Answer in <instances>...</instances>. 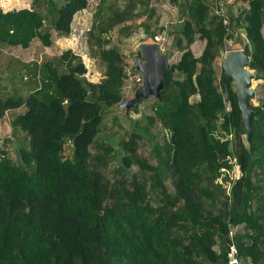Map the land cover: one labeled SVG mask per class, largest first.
<instances>
[{
	"label": "trees",
	"instance_id": "16d2710c",
	"mask_svg": "<svg viewBox=\"0 0 264 264\" xmlns=\"http://www.w3.org/2000/svg\"><path fill=\"white\" fill-rule=\"evenodd\" d=\"M210 1L171 0L181 20L168 33L182 55L164 69L160 98L135 104L136 111L146 101L151 112L133 120L131 132L115 112L105 124L138 71L110 34L131 35L132 18L155 13L152 0H100L89 30L104 66L98 82L72 49L46 62L2 52L0 117L13 115L0 145V264H231L233 250L234 264H264V99L250 98L259 117L249 139L236 90L230 85V103L217 65L239 29L249 69L264 81V0H236L247 4L229 11V25ZM88 4L0 6V50L37 39L50 46L51 28L70 35ZM144 28L154 35L150 22ZM197 36L205 41L198 55ZM115 126L123 130L119 151L104 133ZM139 138L153 162L138 152ZM14 144L15 156L7 150ZM117 157L110 180L99 169ZM133 165L142 180L128 176ZM236 165L241 174L233 177Z\"/></svg>",
	"mask_w": 264,
	"mask_h": 264
},
{
	"label": "rangeland",
	"instance_id": "374dc122",
	"mask_svg": "<svg viewBox=\"0 0 264 264\" xmlns=\"http://www.w3.org/2000/svg\"><path fill=\"white\" fill-rule=\"evenodd\" d=\"M31 1L32 0H0V6H2L4 9L30 7ZM120 1L121 3H124L123 0ZM225 1L228 4L229 11L231 13H234L238 7H245L247 4L242 1L237 2L236 0ZM100 5V0H89L88 7L75 14L72 22V32L68 36H59L58 32L51 28L52 44L50 46L43 45L41 41L37 39L28 48L5 47L4 49L0 50V66H2L5 61V57L2 55V52L16 55L26 61L38 59L40 62H46L51 60L53 56L61 54L64 50L72 49L76 54L82 57L83 62L85 63L87 67V79L93 82L100 81L103 77L104 66L99 63V61H97V45L89 37V30L93 28L95 22L98 20ZM210 5L214 12V0L210 1ZM152 6L155 8V13L151 17H147L148 14L146 13L142 14V16L134 17L131 19L130 23L134 27V32L131 35L127 37L119 36L117 29L110 34L111 45L116 44L120 46L121 51L127 56L129 62L133 66L136 65L135 55L140 49V46L145 43H152L155 40L154 37L156 35H159L161 37L158 45L159 51L162 53L168 51V62L170 64L178 62L182 55V51L174 44V41L170 38V35L162 31L164 25L167 26L168 31H175V29L177 28L176 25H179L178 23L180 22L181 18H179L180 14L177 7L171 2V0H152ZM104 11L105 9H103V12ZM146 21L150 22L151 24V29L154 33L153 36L151 34H148V32L144 28V24L146 23ZM48 25L49 23L47 21L45 23V26L48 27ZM159 27H162V29L160 30ZM238 31L239 29H237V31L235 30L233 36L226 40V52H224L223 57H221L217 61V65H222L223 59L228 51L243 49V39L245 37L242 36V41L237 42L236 37L238 36ZM204 43L205 41L197 36L196 42L191 46L193 52L196 55L200 54ZM140 77H142L141 71H137L136 74L129 73V78L125 85V95L123 99H132L135 96L134 85L138 84L139 86L142 83V80L141 82L138 81V78ZM230 85L233 86L234 90L237 89L234 81H232ZM252 88L255 91V96L251 99L252 103L253 105H258L264 99V81L261 79H253ZM122 101L119 103L120 106L118 108V111H111V113L106 117L108 120L105 124L108 126L112 125L111 115H113L115 112L118 115L121 123L124 125L125 129L131 132L132 129L130 126L132 124V121L151 112L150 107L148 106L149 103H147L146 101H142L137 107L138 110L135 111L134 106H130L129 108L126 105H121ZM12 115L13 114L11 112H6L3 116L0 117V145L3 143V139L5 137L11 135L10 119L12 118ZM104 133L107 135V138H110V143L116 148L115 150L119 151L120 146H118L117 143L119 142L120 137L123 136L122 128L115 126L111 130L105 129ZM19 137L20 140L23 139V135L21 134V132H19ZM242 139L243 141H245L243 143L246 144V134L242 135ZM15 145L16 144L7 147V150L13 156H15ZM149 147L150 146L146 140L139 138L138 152L142 156L149 158L150 161L153 162L149 155ZM109 160L110 159H105L104 163L101 164V168L99 170L107 178L112 180V169L120 162L119 157L113 158L110 161ZM91 163H93V159L91 160ZM129 172L130 174L128 176H132L139 181L143 179L142 172L136 165L131 166ZM240 174L241 173L239 166H234L232 170V176L238 177Z\"/></svg>",
	"mask_w": 264,
	"mask_h": 264
},
{
	"label": "water",
	"instance_id": "95a60500",
	"mask_svg": "<svg viewBox=\"0 0 264 264\" xmlns=\"http://www.w3.org/2000/svg\"><path fill=\"white\" fill-rule=\"evenodd\" d=\"M252 55L246 54L243 49L230 50L226 53L223 62L222 83L226 98L232 102L230 83L236 84L238 104L242 111L245 127L249 139L252 136L251 122L257 119L258 114L250 108V98L254 97L252 88L254 74L249 69ZM135 70L142 72L143 81L135 91L132 99H123L121 105L135 106L142 98L151 96L160 98L164 86L163 72L166 67H171L168 56L159 51L154 43H145L140 46L139 53L135 55ZM120 106V105H119ZM230 261H234V252L229 255Z\"/></svg>",
	"mask_w": 264,
	"mask_h": 264
},
{
	"label": "built area",
	"instance_id": "2783aa9c",
	"mask_svg": "<svg viewBox=\"0 0 264 264\" xmlns=\"http://www.w3.org/2000/svg\"><path fill=\"white\" fill-rule=\"evenodd\" d=\"M214 12L223 18V22L225 25H229V23H230L229 7H228V4L226 3L225 0H214ZM162 31L166 34H169L166 25H164V28L162 29ZM154 39L155 40L152 43L156 44L158 49H159L158 45H159V40L161 39V37L159 35H156L154 37ZM141 80L143 81V77L138 78L139 82H141ZM233 252H234V250H233ZM236 262H237V260L235 259V256H234V261H232V262L230 261V263L234 264Z\"/></svg>",
	"mask_w": 264,
	"mask_h": 264
},
{
	"label": "crops",
	"instance_id": "0c3cea01",
	"mask_svg": "<svg viewBox=\"0 0 264 264\" xmlns=\"http://www.w3.org/2000/svg\"><path fill=\"white\" fill-rule=\"evenodd\" d=\"M11 9V8H10ZM7 10V9H6Z\"/></svg>",
	"mask_w": 264,
	"mask_h": 264
}]
</instances>
